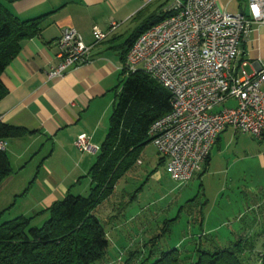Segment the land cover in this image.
Returning a JSON list of instances; mask_svg holds the SVG:
<instances>
[{
	"label": "crops",
	"instance_id": "crops-1",
	"mask_svg": "<svg viewBox=\"0 0 264 264\" xmlns=\"http://www.w3.org/2000/svg\"><path fill=\"white\" fill-rule=\"evenodd\" d=\"M217 1L230 13L248 12L249 0ZM167 2L17 0L8 4L22 20L43 16L39 34L22 42L20 53L3 73L2 80L9 92L0 101V120L26 130L25 135L7 141L6 151L12 167H15L14 164L24 166L26 153L39 147L29 161L31 164L36 162L38 168L48 171L47 177L42 174L39 178L37 176L44 189L36 199L45 206L41 210L48 208L61 196L73 193L81 182L82 175L86 170L89 172L94 164L76 146L77 138L80 134L107 135L110 127V118L109 121L107 118L116 102L118 93L113 95V91L117 90L121 80L126 43L153 16L168 10L171 5ZM113 22L119 24L118 29L110 39L94 46L92 62L72 68L62 79L48 80V70L59 61L58 40L65 29L75 28L86 43L91 44L94 41V28L106 30ZM241 59L248 62L246 69L249 73L264 67V24H253L242 43ZM228 132L239 137V141L243 137L248 138V133L240 135L242 132L228 128L219 135L214 147L222 146L228 137L232 138V134L225 136ZM257 140L264 144V139ZM44 147L48 148L43 153ZM80 152L81 156L78 155ZM57 154L58 158L54 160L53 157ZM210 161L211 155L206 165ZM142 162L140 156L138 164ZM162 163L166 166L165 162ZM68 169L78 173H67ZM91 186L90 180V189ZM35 210L34 215L42 212ZM21 215L27 216L26 213L19 216ZM256 223L257 221L254 228ZM259 227L260 225L257 228Z\"/></svg>",
	"mask_w": 264,
	"mask_h": 264
},
{
	"label": "built area",
	"instance_id": "built-area-1",
	"mask_svg": "<svg viewBox=\"0 0 264 264\" xmlns=\"http://www.w3.org/2000/svg\"><path fill=\"white\" fill-rule=\"evenodd\" d=\"M166 12L136 38L121 69L143 71L170 92L171 110L153 122L148 135L171 178L187 183L226 129L264 139V67L249 73L241 59L253 24H264V0H249L246 13H230L217 0H177ZM118 27L113 22L106 30L94 28L91 44L75 28L65 29L48 80L92 62L94 46ZM230 101L235 104L226 106ZM90 139L79 135L77 147L92 149ZM6 144L1 141L0 148Z\"/></svg>",
	"mask_w": 264,
	"mask_h": 264
},
{
	"label": "rangeland",
	"instance_id": "rangeland-1",
	"mask_svg": "<svg viewBox=\"0 0 264 264\" xmlns=\"http://www.w3.org/2000/svg\"><path fill=\"white\" fill-rule=\"evenodd\" d=\"M166 1L170 6L177 0ZM124 80L122 77L113 95L120 93ZM111 112L112 108L108 121ZM85 135L93 136V140L92 149L84 155L95 163L106 134ZM246 135L248 138L239 141L232 134L222 146H215L209 165L203 164L187 183L171 178L155 145L148 143L141 153L142 164L119 181L112 197L97 211L110 239L108 258L102 264H125L133 252L136 257L129 264H139L145 257L156 259L174 247L193 250L200 242L203 246L210 243L213 248H229L241 238L256 244L257 236L264 232V144ZM38 148L26 153L24 166L14 164V174L0 184V223L12 221L21 213L32 217L34 209L43 211L45 206L36 201L44 190L38 178L47 177L48 171L29 161ZM87 171L74 194H89L91 179ZM66 172L78 173L70 169ZM48 218L47 213L38 215L33 226L42 227ZM262 246L260 238L250 259L253 264L260 263Z\"/></svg>",
	"mask_w": 264,
	"mask_h": 264
},
{
	"label": "trees",
	"instance_id": "trees-1",
	"mask_svg": "<svg viewBox=\"0 0 264 264\" xmlns=\"http://www.w3.org/2000/svg\"><path fill=\"white\" fill-rule=\"evenodd\" d=\"M15 1L0 0V101L9 92L3 73L20 53L22 42L39 34L43 18L20 19L8 6ZM167 16L166 11L153 16L131 35L123 62L136 38ZM122 77L125 80L116 96L108 133L88 172L92 182L89 194L69 193L32 217L21 215L0 223V264H102L108 258L109 233L97 211L112 197L119 181L138 164L143 148L151 142L150 126L172 108L170 92L147 73L122 71ZM24 133L25 129L0 120V142L7 143ZM12 174L6 148H0V184ZM44 213L49 215L44 225L33 226L34 218ZM257 237L256 244L241 238L229 248H213L210 243L203 246L201 242L193 250L174 247L156 259L145 257L139 264H253L250 259L260 238L264 249V232ZM134 254L125 259V264L136 257ZM259 264H264V254Z\"/></svg>",
	"mask_w": 264,
	"mask_h": 264
}]
</instances>
